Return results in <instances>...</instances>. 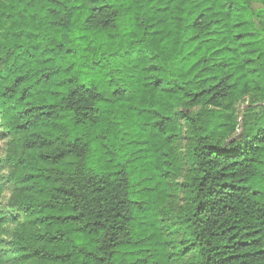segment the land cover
<instances>
[{"label":"trees","instance_id":"1","mask_svg":"<svg viewBox=\"0 0 264 264\" xmlns=\"http://www.w3.org/2000/svg\"><path fill=\"white\" fill-rule=\"evenodd\" d=\"M180 120L192 264H264V0H0V264H172Z\"/></svg>","mask_w":264,"mask_h":264},{"label":"rangeland","instance_id":"2","mask_svg":"<svg viewBox=\"0 0 264 264\" xmlns=\"http://www.w3.org/2000/svg\"><path fill=\"white\" fill-rule=\"evenodd\" d=\"M104 68H102L103 70ZM85 73H94L93 77L98 80L101 77V71L92 72L90 69L84 71ZM253 100L252 96H243L239 98L234 105V117L238 121L235 127L234 135H239L243 129L240 126V118L244 108ZM255 104H261L256 101ZM181 132L179 138L173 144L176 151V168L173 173L165 178L166 196L163 202V208L158 211L159 227L163 233V242L166 244V250L170 255L172 264H192L193 251L191 248L183 246L184 239L183 230L178 219V215L184 210L188 202V180L190 172V161L188 159L187 148L189 145L188 133L186 131L185 123L180 120ZM8 137L2 136L0 139V159H1V173H7V167L4 163L5 148L7 146ZM3 184V183H2ZM8 196V188L3 185L0 186V202L4 201ZM7 228L11 227V223L4 224ZM4 264H31L27 260H22L16 256L11 261Z\"/></svg>","mask_w":264,"mask_h":264}]
</instances>
